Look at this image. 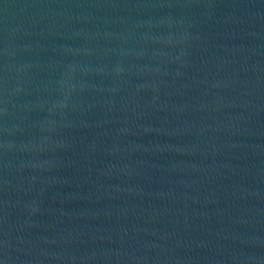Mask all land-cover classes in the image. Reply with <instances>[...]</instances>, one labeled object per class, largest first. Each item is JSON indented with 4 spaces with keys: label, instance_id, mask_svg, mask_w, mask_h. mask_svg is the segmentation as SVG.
Masks as SVG:
<instances>
[{
    "label": "water",
    "instance_id": "obj_1",
    "mask_svg": "<svg viewBox=\"0 0 264 264\" xmlns=\"http://www.w3.org/2000/svg\"><path fill=\"white\" fill-rule=\"evenodd\" d=\"M0 264H264V0H0Z\"/></svg>",
    "mask_w": 264,
    "mask_h": 264
}]
</instances>
